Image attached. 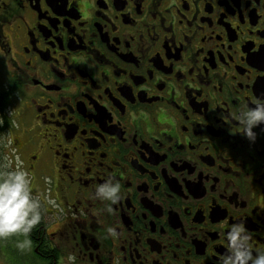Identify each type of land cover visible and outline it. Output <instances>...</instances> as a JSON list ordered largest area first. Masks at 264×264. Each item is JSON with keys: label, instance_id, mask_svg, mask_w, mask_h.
<instances>
[{"label": "flooded vegetation", "instance_id": "obj_1", "mask_svg": "<svg viewBox=\"0 0 264 264\" xmlns=\"http://www.w3.org/2000/svg\"><path fill=\"white\" fill-rule=\"evenodd\" d=\"M0 68V172L41 217L0 264H218L241 221L264 252V123L239 117L264 0H0Z\"/></svg>", "mask_w": 264, "mask_h": 264}, {"label": "clouds", "instance_id": "obj_2", "mask_svg": "<svg viewBox=\"0 0 264 264\" xmlns=\"http://www.w3.org/2000/svg\"><path fill=\"white\" fill-rule=\"evenodd\" d=\"M239 117L244 125V136L254 142L256 133L253 129L264 123V104L247 107ZM96 192L114 201L118 198L119 183L106 182ZM40 218L39 202L30 191L27 173L22 169L0 172V238L16 232L29 233ZM226 239L229 251L223 254L218 264H264V252L252 256L249 234L242 221L229 227ZM30 242L26 239L24 243ZM73 259L72 255L68 256L69 261Z\"/></svg>", "mask_w": 264, "mask_h": 264}, {"label": "rangeland", "instance_id": "obj_3", "mask_svg": "<svg viewBox=\"0 0 264 264\" xmlns=\"http://www.w3.org/2000/svg\"><path fill=\"white\" fill-rule=\"evenodd\" d=\"M5 75L3 74V69L0 68V89L3 88V84L5 82ZM3 157L6 158V154H3ZM7 159V158H6Z\"/></svg>", "mask_w": 264, "mask_h": 264}, {"label": "trees", "instance_id": "obj_4", "mask_svg": "<svg viewBox=\"0 0 264 264\" xmlns=\"http://www.w3.org/2000/svg\"><path fill=\"white\" fill-rule=\"evenodd\" d=\"M4 106H6V101H0L1 109H4L5 108Z\"/></svg>", "mask_w": 264, "mask_h": 264}]
</instances>
